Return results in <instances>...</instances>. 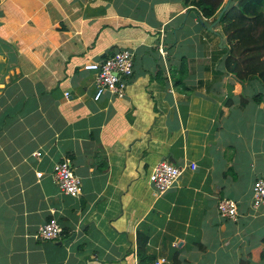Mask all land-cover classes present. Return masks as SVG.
I'll return each mask as SVG.
<instances>
[{
	"label": "crops",
	"instance_id": "1",
	"mask_svg": "<svg viewBox=\"0 0 264 264\" xmlns=\"http://www.w3.org/2000/svg\"><path fill=\"white\" fill-rule=\"evenodd\" d=\"M190 12L183 0H0V264H140L139 236L148 264L264 263V203L252 206L264 96L241 104L252 89L220 71L219 25ZM120 49L133 53L126 93L95 100L84 65ZM65 158L78 196L53 181ZM162 160L186 167L158 194ZM221 198L236 221L219 216ZM51 218L61 237H36Z\"/></svg>",
	"mask_w": 264,
	"mask_h": 264
},
{
	"label": "trees",
	"instance_id": "2",
	"mask_svg": "<svg viewBox=\"0 0 264 264\" xmlns=\"http://www.w3.org/2000/svg\"><path fill=\"white\" fill-rule=\"evenodd\" d=\"M190 6L201 22H213L224 5L225 0H183ZM202 23V24H203ZM218 35L222 44L217 47L220 71L230 74L239 83L248 84L252 95H241V104L247 100L261 102L264 96V0H232L223 12L219 22ZM175 75V84H181L182 90L188 93L189 88L182 83L187 74L185 59ZM174 68V67H173ZM176 71V70H175ZM257 87L262 92H258ZM230 101V100H229ZM227 102V105L230 102ZM145 238L138 237L137 256L140 264H148L156 259L147 253ZM174 262H177L176 257ZM242 260L241 264H245Z\"/></svg>",
	"mask_w": 264,
	"mask_h": 264
},
{
	"label": "built area",
	"instance_id": "3",
	"mask_svg": "<svg viewBox=\"0 0 264 264\" xmlns=\"http://www.w3.org/2000/svg\"><path fill=\"white\" fill-rule=\"evenodd\" d=\"M163 38V34L160 35ZM161 55L166 54L163 42L158 46ZM84 69L95 71V100L109 92L116 97H123L126 93L128 79L133 74V53L128 49H120L106 56L100 61H90L84 65ZM185 166L175 165L167 160L156 163L150 173L149 182L155 187L158 194L170 189L179 179ZM190 167L195 168V164ZM52 178L59 189L65 194L78 196L81 193V180L73 172L70 160L62 159L54 165ZM253 207L264 203V177L257 178L252 186ZM217 211L223 219L236 221L238 206L236 201L230 198H221L217 202ZM62 228L58 222L51 218L41 224L36 237L42 240H57L61 237ZM160 261H156L159 264Z\"/></svg>",
	"mask_w": 264,
	"mask_h": 264
},
{
	"label": "water",
	"instance_id": "4",
	"mask_svg": "<svg viewBox=\"0 0 264 264\" xmlns=\"http://www.w3.org/2000/svg\"><path fill=\"white\" fill-rule=\"evenodd\" d=\"M231 1L232 0H225L224 5L222 6L221 10L219 11V13L216 16V19L213 22H211L210 25L208 26V30L212 31L213 26H215L219 22L223 12L228 8V6L230 5ZM190 15L191 16H195V14L193 12H190ZM221 44H222V39L220 40V44L219 45L221 46Z\"/></svg>",
	"mask_w": 264,
	"mask_h": 264
},
{
	"label": "rangeland",
	"instance_id": "5",
	"mask_svg": "<svg viewBox=\"0 0 264 264\" xmlns=\"http://www.w3.org/2000/svg\"><path fill=\"white\" fill-rule=\"evenodd\" d=\"M209 25H210V24H209ZM209 25H208V26H209ZM208 26H206L207 29H208ZM195 29H198V27L196 26ZM220 40H221V39H220ZM219 44H220V43H218V45H219ZM178 51H179V52H180V51L183 52V51H185V50L182 49V48H179ZM154 54L156 55V51L154 52ZM219 69H221V68H219ZM258 92H262V91H261V90H260V91L258 90ZM260 162H261V163H262V162L264 163V156H261V157H260ZM263 176H264V175H263ZM263 264H264V263H263Z\"/></svg>",
	"mask_w": 264,
	"mask_h": 264
}]
</instances>
